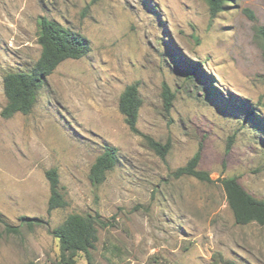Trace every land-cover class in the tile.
Instances as JSON below:
<instances>
[{
	"label": "rangeland",
	"instance_id": "rangeland-1",
	"mask_svg": "<svg viewBox=\"0 0 264 264\" xmlns=\"http://www.w3.org/2000/svg\"><path fill=\"white\" fill-rule=\"evenodd\" d=\"M40 17L89 50L56 67L28 115L0 116V264H56L50 231L70 214L103 223L76 264H210L216 252L264 264V226L236 225L219 182L236 177L264 200V0H229L214 17L205 0H0V112L4 75L39 57ZM133 83L140 134L118 110ZM143 135L169 143L164 158ZM106 146L117 162L94 187L89 169ZM199 146L212 183L175 178ZM50 168L67 205L47 213Z\"/></svg>",
	"mask_w": 264,
	"mask_h": 264
},
{
	"label": "trees",
	"instance_id": "trees-1",
	"mask_svg": "<svg viewBox=\"0 0 264 264\" xmlns=\"http://www.w3.org/2000/svg\"><path fill=\"white\" fill-rule=\"evenodd\" d=\"M98 1V0H93ZM211 16H216L222 11L229 0H205ZM249 18H253L248 11ZM38 37L37 43L40 46V54L36 62L27 72L7 73L2 79L5 105L0 112V116L8 119L15 114L28 115L35 102L38 92L45 84L56 67L66 60H78L89 50L87 40L78 33L62 26L61 24L40 17L37 22ZM264 36V30H259ZM264 41V40H263ZM264 50V42L261 44ZM163 100L166 110L171 107L173 95L166 85H163ZM141 99L138 94L137 83L127 85L119 96L118 110L123 116L128 129L134 134H140L136 128ZM251 108L247 113L251 114ZM147 145L161 158L169 151V143L161 144L151 137L143 135ZM230 142L226 151L230 149ZM201 156V146L186 162L184 166L177 168L173 172L175 178L182 176L193 177L200 182L212 183L207 172L199 170L198 164ZM117 162V150L106 146L103 152L96 157L89 169L88 179L92 186L97 187L102 184L106 175L111 171ZM49 186V197L47 201V213L52 210L64 208L67 204L63 194L60 192V184L57 170L50 168L44 173ZM222 186L226 204L231 211L236 225H247L255 223L264 226V200L255 198L249 194L238 183L236 177H226L219 179ZM21 221H26L31 225L36 219L21 217ZM38 222V221H37ZM96 224L103 225L98 216L91 215H68L61 224L54 227L50 233L59 243V260L56 264H76L75 258L78 253H83L88 257L89 251L94 248L97 241ZM8 230L16 231L15 228L4 224ZM23 264H37L26 262ZM210 264H235L224 260L223 256L216 252L211 255Z\"/></svg>",
	"mask_w": 264,
	"mask_h": 264
}]
</instances>
